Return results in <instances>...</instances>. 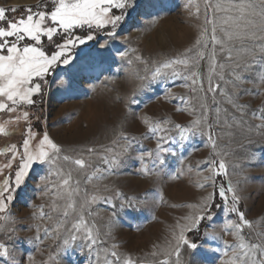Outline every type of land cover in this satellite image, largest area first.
<instances>
[{
  "label": "rangeland",
  "instance_id": "374dc122",
  "mask_svg": "<svg viewBox=\"0 0 264 264\" xmlns=\"http://www.w3.org/2000/svg\"><path fill=\"white\" fill-rule=\"evenodd\" d=\"M220 2L226 6L229 0ZM205 3L206 0H128L125 9H112V15H125L115 37L107 35L112 30L110 25L104 29H73L75 36L85 37L91 32L95 39L84 44L77 42L69 53L70 64H58L44 80L34 81L41 83V92L33 95L32 105L22 104L12 113L0 112V124L12 121L6 124L10 134L0 135V186L7 179L10 188L4 197L7 209L0 213L6 217L0 219V245L8 249L9 256H0V264H105V249L110 253L114 243L119 245L116 249L121 254L119 264L128 258L135 264H160L164 260L176 264L175 255L168 254L176 244L173 234H180L177 225L190 224L185 218L197 215L199 209L188 205H199L202 197L214 191L210 184L197 187V182H204L203 177L209 175L205 161L212 149L207 139L208 129H203L204 134L190 133L183 141L175 129L177 123L189 126L203 111L201 101L193 98L189 88L183 87L190 81L173 77L172 69L161 68V74L155 79L153 73L160 61L193 45L204 21ZM210 3L215 5L217 0ZM29 6L34 11H51L54 7L52 0H0V7L14 20L26 16L25 9ZM12 8L17 11L11 12ZM197 8L198 19L194 15ZM207 15L210 19L213 17L212 8ZM208 28L210 31L211 25ZM64 35L54 36L52 42L42 38L44 50L49 55L57 51L56 45L63 43ZM218 35L223 39L222 33ZM21 43L34 42L26 39ZM105 43V47H100ZM234 43L239 47L241 42ZM244 43L251 46L248 41ZM229 46L226 44L225 48ZM211 50L210 44L205 50L206 58L201 61L205 87ZM216 52L218 62L229 65L226 52L222 53L219 45ZM137 56L147 64L136 60ZM257 59H260L258 53ZM229 71L230 67L226 66L225 80L230 79ZM260 71L256 65L244 75L255 81ZM221 85L232 91L230 85L223 82ZM242 87L250 92L233 99L237 104L246 105L243 115L225 96L217 94L213 103L212 94L208 93L207 116L213 126L217 151L227 153L214 158L224 159L228 175L223 176L237 186L240 210L254 222L251 229L244 228L243 235L246 240L256 242V234L264 233V135L257 134L254 126L264 122L258 118L262 114L259 109L264 108V85L246 83ZM25 111L29 114L28 120H16ZM145 117L168 130L149 132L148 125L143 123ZM164 120L171 123L163 125ZM29 127L35 134L31 139L33 152L44 133L63 151L56 164L33 163L24 182L16 188L15 173L22 162L23 141L28 138ZM120 133L126 134L128 140L121 139ZM158 142L168 151L161 153L164 163L156 161L154 165ZM11 145H16L15 152L7 151ZM108 147L113 149L112 153L105 151ZM88 148H94L95 153L89 154ZM149 151H153L152 157L146 155ZM114 154H118L119 164L108 171L110 166L102 158H111ZM142 154H145L143 162L139 159ZM63 155L72 159L82 155L91 166L79 169L72 159L64 161ZM145 164L152 174L144 175L141 169ZM97 168L103 178L87 183L86 176ZM69 171L71 187H77V180L80 183L79 192L71 198L75 201V210L67 209L69 214L65 217L63 212L70 199L59 186ZM173 176L177 178L172 179ZM9 194L13 197L11 201L7 200ZM93 196L95 201L86 206L83 214L88 227L99 235L97 244L89 251L83 239L84 230L77 232L72 225L79 219L81 205ZM127 197L135 198L130 202L131 207ZM41 205L43 218H40ZM236 219L222 204L201 229L200 222L197 228L185 230L186 239L197 248L192 250L182 245L179 264H226L231 253L225 241L233 244L235 238L224 231V225ZM73 233L77 239L65 245L64 240ZM226 251L228 256L224 254ZM107 259L114 258L107 254Z\"/></svg>",
  "mask_w": 264,
  "mask_h": 264
},
{
  "label": "snow or ice",
  "instance_id": "6c2138e0",
  "mask_svg": "<svg viewBox=\"0 0 264 264\" xmlns=\"http://www.w3.org/2000/svg\"><path fill=\"white\" fill-rule=\"evenodd\" d=\"M43 2V0H42ZM54 7L51 11H34L32 7L25 9L27 12L26 16H22L19 19H12L7 16V10L0 7V112L7 111L9 113L16 112L22 104L32 105L34 103L32 97L34 94L41 92V83L34 82L37 78L44 80L47 74L58 64L68 65L72 61V57L69 53L75 48L77 42L84 44L86 41L95 39V36L89 32L85 37L75 36L73 29L85 28L88 29H104L109 25L111 31L107 33L109 37L116 36V29L120 22L124 20L125 15H112V9H125L128 6V0H52ZM39 7V5H38ZM212 8L213 17L210 19L207 15L208 9ZM11 12L15 13L16 8H12ZM219 13H227V15H216ZM198 19L200 16L199 8L194 13ZM51 22V24H49ZM208 25H211L209 31ZM223 34V39L218 35ZM64 35L63 43L57 44V51H54L49 55L43 47L42 38H47L49 42L53 41L54 36ZM30 40L34 43L21 42ZM235 41L241 42L239 47L234 43ZM245 41L251 43V46L245 45ZM211 44L212 50L208 54V74H207V87L204 84V75L201 61L206 58V49ZM230 45L225 48V45ZM220 46V51L226 52V60L229 65L219 63L217 60L216 46ZM105 44L100 47H105ZM257 53L260 59H257ZM136 60L147 64L141 56H137ZM131 63V61H129ZM153 63H157L153 61ZM259 65L260 74L257 80L250 81L246 79L244 72L250 70L252 67ZM230 67L229 76L230 79L225 80L224 70ZM161 68L172 69L173 77H182L190 83H186L183 87L189 88L193 94L194 99L201 101L200 108L203 110L200 117L192 120L190 125L185 127L179 123L175 124V129L179 130L180 139H188L190 133L200 132L203 133V129H208L207 139L211 146L212 152L210 158L205 161L206 170L209 175L203 177L204 182H197V187L204 188L206 186L213 187L214 191L209 193L207 196L202 197L199 205H188L191 208H198L199 213L192 217H186L185 219L190 220L188 225H177L180 228V234H173L176 244L173 251L168 255H175L176 264L180 262L181 246L187 245L190 249L195 250L197 245L190 243L185 235V230L191 231L197 228L199 223L204 219L211 220V209L214 206L215 196L218 194L219 197L224 200L225 207L232 214H235L236 220H228L224 225V231L230 232L235 238V243L228 244L225 241L227 249L231 255L227 260L226 264H264V233H257V241L250 242L246 240L243 235L245 227L251 229L253 227V221L246 218L245 213L240 210L239 204L241 196L238 194L236 185H233L231 180L228 181L227 187L220 185L217 189L216 178L220 175H228L227 165L223 158L219 160L214 157H222L227 153H221L217 151V140L214 138L215 133L212 130V124L208 122V105L206 103L208 93L212 94L213 103L216 102V95L220 94L227 98V102L234 108L244 114V108L246 105L237 104L233 97L239 98L241 93L248 94L249 89H245L242 86L246 83H259L264 85V0H229V3L225 6L220 0H217L215 5L210 3V0H206L205 3V16L203 24L199 26L198 35L189 48H186L183 52H179L173 57H166L163 61L159 62V66L153 73V79L161 74ZM219 69V71H218ZM215 78V79H214ZM143 79V78H141ZM221 82L225 85H230L232 91L228 92L226 88L222 87ZM197 93H202V96L197 97ZM252 94H260L259 92H253ZM183 99V97L181 98ZM180 109H177L179 111ZM195 109L193 108V111ZM262 113L258 117L261 121H264V108L259 109ZM219 108L216 113L219 117ZM255 115V113H253ZM29 114L27 111L22 113V116H17L16 120L24 119L28 120ZM12 121H6L0 124V135H9L10 132L6 128V124ZM143 123L148 125V131L155 133L156 131H167L168 129L162 127L161 123H153L148 118L143 119ZM171 123L168 120L162 122L163 125ZM219 123V120H217ZM257 134L264 135V122L254 126ZM252 131V128H249ZM35 134L31 132V128L28 129V138L23 141V154L21 157V164L18 171L15 173V187L19 188L24 182L25 176L28 174L29 168L35 162L56 164L61 159L62 147L55 143L47 133H44L42 139L39 140L37 149L35 152L31 150V139ZM120 138L128 140V136L124 133H120ZM135 139V137H133ZM163 140V137L159 138ZM251 142V141H250ZM116 144L117 141H113ZM16 145H11L7 151L15 152ZM127 150V149H125ZM94 148H88L89 154L95 153ZM105 151L112 153L113 149L108 147ZM155 151V162L158 161L160 164L164 163L161 158V153L168 151L163 148L161 143H157ZM144 155L142 154L139 159L143 162ZM148 157L153 156V151L146 153ZM118 154H114L111 158L104 156L103 162L109 165L108 171H111L113 166L119 164ZM64 161L72 159L68 155H63ZM72 162L78 166L79 169H85L90 167V163L86 161L83 156L72 159ZM153 165V166H154ZM10 167V165H8ZM144 175L152 174L145 164L142 167ZM191 170V169H189ZM200 173H198L199 175ZM101 170L95 169L91 175L86 176V182L91 183L94 179H102ZM177 177L173 176L172 179ZM77 187L72 188V175L71 171L67 174L66 178L61 180L59 187L63 188L67 193L70 202L67 208L63 212L65 217L68 216V210H75V201L72 200L74 193L79 192L80 181H75ZM239 183V182H237ZM10 191L9 181L4 180L3 186H0V213H4L7 209L5 203V193ZM15 191V188L12 189ZM47 191V189H46ZM229 194L231 198L229 201ZM118 196H123L122 193L117 192ZM12 195L7 196V200L11 201ZM96 199L95 196L91 200H86L81 205V214L76 223L72 225V228L79 232L81 229L84 230L85 236L83 239L86 241V246L89 251H92L93 247L98 242V231L96 234L93 232V228L88 227L87 220L84 217V211L86 206ZM134 197H127L126 200L129 202L131 207V201ZM162 199V197H161ZM41 207L40 218L45 216ZM55 207V205H54ZM123 207V205H122ZM91 213L89 212V215ZM0 219H6L4 216H0ZM94 227V225H93ZM39 231V226H37ZM47 234V229L45 230ZM217 238V237H212ZM39 239V236H37ZM77 239V236L73 233L68 239L64 240V244L68 245ZM119 247L117 244L111 245V251L105 249L106 257L105 264H119L121 260V254L116 251ZM229 251L224 254L229 255ZM107 254H110L114 259H107ZM156 255V253H153ZM0 256H9L8 249L0 245ZM99 259V254H97ZM124 264H135V262L128 258L124 260ZM160 264H168L167 260L161 261Z\"/></svg>",
  "mask_w": 264,
  "mask_h": 264
},
{
  "label": "trees",
  "instance_id": "16d2710c",
  "mask_svg": "<svg viewBox=\"0 0 264 264\" xmlns=\"http://www.w3.org/2000/svg\"><path fill=\"white\" fill-rule=\"evenodd\" d=\"M227 184H228V182H227L225 176L220 175V176L217 177V179H216L217 189H218V187H219L220 185H224L225 187H227ZM230 198H231V194H229V201H230ZM222 204H225V202H224V200H222V199L219 197V195L217 194V195L215 196L214 206H213L212 209H211V215L215 214L217 206H220V205H222ZM206 221H207V219H204L203 221H201L200 229L202 228V226L204 225V223H205Z\"/></svg>",
  "mask_w": 264,
  "mask_h": 264
}]
</instances>
